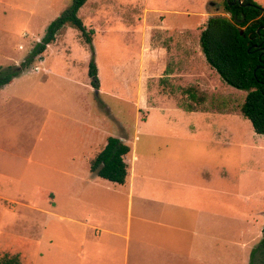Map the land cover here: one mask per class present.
Wrapping results in <instances>:
<instances>
[{"label":"rangeland","instance_id":"1","mask_svg":"<svg viewBox=\"0 0 264 264\" xmlns=\"http://www.w3.org/2000/svg\"><path fill=\"white\" fill-rule=\"evenodd\" d=\"M224 2L89 0L79 17L95 32L94 52L81 32L68 25L65 34L17 77L15 84L24 89L34 91L42 84L50 89L49 108L60 119V135L37 145L35 131L43 112L35 104L16 108L11 103L0 109V167L13 166V170H0V196L4 198L0 199V264L6 255L22 258L21 264H36L34 252L28 259L20 255L23 242L18 234L40 228L34 209L47 203L48 191L65 195L67 188L60 181L61 172L36 169L35 150L71 148L74 129L90 133L92 140L123 134L129 144L135 139L138 167L148 160L163 163L161 158L169 156L184 160L192 179H196L192 171L201 170L204 178L219 181L220 190L229 194H222L219 203L214 201L220 215L219 227L213 230L212 243L219 251L215 264H251V253L264 230V135L255 133L241 114L248 93L223 82L204 53L214 72L208 79L210 85L202 88L185 82L184 88H193L203 104L191 101L184 91L172 93L171 83L162 77L174 38H186L188 53L197 51L209 19L230 17L224 13ZM255 2L264 8V0ZM72 4L73 0H0V71L20 67L49 25ZM93 55L99 90L92 87L89 77ZM171 94L187 113L166 99ZM207 113L215 115V123L206 125ZM74 117L76 121L71 120ZM97 147L93 145L85 155L95 158L104 148ZM23 158L31 161L21 167L13 165V160ZM37 174L53 180L37 181ZM60 199L62 209H68L66 198Z\"/></svg>","mask_w":264,"mask_h":264},{"label":"crops","instance_id":"2","mask_svg":"<svg viewBox=\"0 0 264 264\" xmlns=\"http://www.w3.org/2000/svg\"><path fill=\"white\" fill-rule=\"evenodd\" d=\"M186 42L181 35L178 39L175 37L165 57L166 74L162 77L171 83L172 93L185 92V82L202 88L209 86L208 79L214 76L201 45L197 51L188 53ZM16 80L0 89V109H7L11 103L16 108L35 104L43 112L35 131L37 145L41 141H53L60 135V119L49 108L50 89L45 84L34 91L24 89L15 84ZM166 99L177 106L172 94ZM205 115L202 118L206 125L216 122L214 114ZM71 120L76 121L75 117ZM118 138L130 147L125 157L128 176L123 185L92 173L94 158L85 155L93 145L105 147L108 138L92 140L90 133L82 134L80 129H74L70 134L71 148L35 150L39 157L35 160L36 169L61 172L60 181L67 192L61 195L48 191L47 203L34 209L40 228H27L18 234L23 242L20 255L28 259L34 252L36 264L217 263L218 245L212 242L220 215L214 201L219 203L220 196L228 195V191L220 190L219 181L204 178L201 170L192 171L196 179L189 177L188 166L181 159L171 160L167 156L161 158L163 163L148 160L144 167H138L140 159L135 154V139L129 144L126 134ZM13 161L15 167H21L31 160ZM3 169L13 170V166ZM36 180L49 182L53 178L37 174ZM60 196L66 198L68 209L59 205ZM0 199L4 198L0 196Z\"/></svg>","mask_w":264,"mask_h":264},{"label":"trees","instance_id":"3","mask_svg":"<svg viewBox=\"0 0 264 264\" xmlns=\"http://www.w3.org/2000/svg\"><path fill=\"white\" fill-rule=\"evenodd\" d=\"M89 0H73V4L48 27L45 37L30 53L20 67L0 71V89L13 82L48 46L65 34L67 26L77 28L86 44L93 48L94 30H89L79 17V11ZM224 13L209 19L201 32L200 45L209 65L229 86L246 91L247 97L240 107L241 114L249 120L255 133L264 135V8L255 0H225ZM89 77L94 89H100L99 70L93 55L89 63ZM191 101L203 104L193 88L186 89ZM130 147L120 138L109 137L104 149L92 160L91 172L112 183L125 184L128 166L125 161ZM251 264H264V230L260 244L251 253ZM1 264H21L18 256H4Z\"/></svg>","mask_w":264,"mask_h":264},{"label":"water","instance_id":"4","mask_svg":"<svg viewBox=\"0 0 264 264\" xmlns=\"http://www.w3.org/2000/svg\"><path fill=\"white\" fill-rule=\"evenodd\" d=\"M234 3L242 4V0H234Z\"/></svg>","mask_w":264,"mask_h":264},{"label":"built area","instance_id":"5","mask_svg":"<svg viewBox=\"0 0 264 264\" xmlns=\"http://www.w3.org/2000/svg\"><path fill=\"white\" fill-rule=\"evenodd\" d=\"M39 70V68H35V71H38Z\"/></svg>","mask_w":264,"mask_h":264}]
</instances>
